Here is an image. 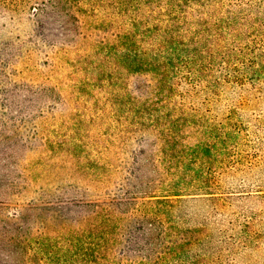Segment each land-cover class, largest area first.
Returning a JSON list of instances; mask_svg holds the SVG:
<instances>
[{
	"label": "trees",
	"instance_id": "trees-1",
	"mask_svg": "<svg viewBox=\"0 0 264 264\" xmlns=\"http://www.w3.org/2000/svg\"><path fill=\"white\" fill-rule=\"evenodd\" d=\"M0 18L56 34L15 71L46 67L0 135V264H211L195 202L227 218L218 237L264 239L246 175L264 172V0H0ZM142 233L154 255L133 260Z\"/></svg>",
	"mask_w": 264,
	"mask_h": 264
},
{
	"label": "rangeland",
	"instance_id": "rangeland-1",
	"mask_svg": "<svg viewBox=\"0 0 264 264\" xmlns=\"http://www.w3.org/2000/svg\"><path fill=\"white\" fill-rule=\"evenodd\" d=\"M37 26L35 25L34 28ZM33 21L31 20H9L8 18H0V42H8V45L0 44V51H4V54L15 52L16 54L20 52V56L14 59V61H9L4 65V71L0 70V135L3 132H16L15 128H7V123H9V118L11 115L18 113L16 110L15 104L20 102V99L24 95L31 94L30 89H33L39 76L45 74L46 67L43 66L40 69V72L37 73L35 70L31 69L27 74H22L19 76L15 74L17 68L21 67L23 60L27 58L28 64L31 66H36L40 62L44 61L47 53L49 54V48H52L49 45V40L56 36L55 31L49 32L50 34H44L45 38L41 34L34 36L31 40L30 33H32ZM61 39H58V42ZM34 48L33 53H29V50ZM32 68V67H31ZM136 76V75H135ZM25 78V79H23ZM26 82L23 88L20 86L21 82ZM143 81V78L141 79ZM22 88V89H21ZM21 89V90H19ZM255 106V105H254ZM251 109L248 108L247 112ZM17 116L16 125L20 122ZM14 119V118H13ZM11 136V137H10ZM6 139H14V133H11ZM12 144H15L14 142ZM136 145V144H135ZM14 156L13 153L10 157ZM149 157V154L146 155ZM143 158V157H140ZM16 159V158H15ZM0 163H3L0 161ZM5 164V163H4ZM248 180H262L259 181V184H264V172L256 170L255 172H249L246 174ZM1 177V174H0ZM2 179V177H1ZM0 179V180H1ZM258 182V181H257ZM3 191L5 190L2 189ZM1 191V192H3ZM10 198H16L10 196ZM248 203H244L243 207L248 209ZM186 206L183 209V214L190 222L201 221L203 216L207 213L206 219L211 226L210 235L204 237L202 243L198 244L195 249H198L200 253L211 256V264H220V261L223 260L224 264H264V239L260 238L257 235H251L249 239L242 238L243 241H237L236 237H229L230 231H225V237L220 235L218 237L219 230L223 229L227 218L224 217L221 222H215L214 220L210 221V210L211 205L205 202H195L191 203L187 210ZM241 209L239 203L234 204L227 209L229 214L237 213ZM185 210V211H184ZM217 223V224H216ZM132 224V223H131ZM130 224V227H132ZM219 233V234H223ZM132 234L134 231L132 230ZM135 238L132 237L131 242ZM140 241H135L134 247L129 250V256L134 260L140 258L146 252L150 253V256H153L154 247L149 245L148 239L145 238L144 233L139 237ZM244 242L243 244H240ZM246 242V243H245ZM140 244L142 246H140ZM153 260H149V264ZM161 264V261L160 263Z\"/></svg>",
	"mask_w": 264,
	"mask_h": 264
}]
</instances>
